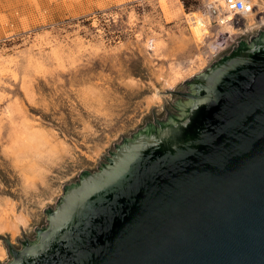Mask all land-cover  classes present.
<instances>
[{"label": "water", "instance_id": "water-1", "mask_svg": "<svg viewBox=\"0 0 264 264\" xmlns=\"http://www.w3.org/2000/svg\"><path fill=\"white\" fill-rule=\"evenodd\" d=\"M166 93L0 264H264V27Z\"/></svg>", "mask_w": 264, "mask_h": 264}, {"label": "rangeland", "instance_id": "rangeland-1", "mask_svg": "<svg viewBox=\"0 0 264 264\" xmlns=\"http://www.w3.org/2000/svg\"><path fill=\"white\" fill-rule=\"evenodd\" d=\"M199 1L185 7L181 0H0V39L6 38L0 43V202L9 201L8 218L12 212L28 218L17 234L0 233V262L7 259L2 239L18 245L21 230L29 237L61 185L93 169L151 106L160 114L171 98L166 91L264 27L247 19L251 26L234 34L201 16L206 28L196 30L189 18L198 16ZM28 131H46L68 148L34 190H26L13 158L24 151Z\"/></svg>", "mask_w": 264, "mask_h": 264}, {"label": "bare ground", "instance_id": "bare-ground-1", "mask_svg": "<svg viewBox=\"0 0 264 264\" xmlns=\"http://www.w3.org/2000/svg\"><path fill=\"white\" fill-rule=\"evenodd\" d=\"M252 1H260L262 7L264 8V0ZM198 16L189 18V22L194 29L196 28V30H203L204 28H206V24L202 18L203 16L199 14ZM247 19L253 21V19L250 17H246V20ZM261 19L264 20V17H262ZM250 26V23H247L245 25L246 28ZM220 27L230 28L227 25H221ZM25 128L28 130L27 127ZM45 133L41 131H28L27 135L21 141L23 143L21 144L25 148L24 151H14L13 158L14 160H16L17 168L19 169L18 171L23 178L22 180L24 182L26 190H34L37 188L38 184H45V177L46 173L49 171V164H53L56 159H59V157L61 156V151H68V148L64 146V143L53 142L50 139L51 135H49V138L47 137L48 135H45ZM5 205H9L8 200H5L3 203L0 202V233L7 232L11 235H15L19 232L20 228L27 226L28 218L23 214L13 212L8 218L4 213ZM3 254L4 250L0 245V258H2Z\"/></svg>", "mask_w": 264, "mask_h": 264}, {"label": "built area", "instance_id": "built-area-1", "mask_svg": "<svg viewBox=\"0 0 264 264\" xmlns=\"http://www.w3.org/2000/svg\"><path fill=\"white\" fill-rule=\"evenodd\" d=\"M197 12L208 21L209 26L217 28L227 25L235 31L234 34L242 32L246 17L252 18L257 26L264 25L261 23L264 9L254 4L252 0H200ZM5 39L1 38L0 43Z\"/></svg>", "mask_w": 264, "mask_h": 264}, {"label": "flooded vegetation", "instance_id": "flooded-vegetation-1", "mask_svg": "<svg viewBox=\"0 0 264 264\" xmlns=\"http://www.w3.org/2000/svg\"><path fill=\"white\" fill-rule=\"evenodd\" d=\"M187 90H189V86H188V88H187ZM179 108L180 107H176V109L178 110L176 113L177 114H180V110H179ZM167 111V114L169 115L168 117H167V120L166 121H164V122H167L168 120H169V118L170 117H177V114H172V111H169V110H166ZM157 122H161V121H159V120H157V118H155V123H157ZM164 122H161V123H164ZM156 126H157V124H156Z\"/></svg>", "mask_w": 264, "mask_h": 264}, {"label": "trees", "instance_id": "trees-1", "mask_svg": "<svg viewBox=\"0 0 264 264\" xmlns=\"http://www.w3.org/2000/svg\"><path fill=\"white\" fill-rule=\"evenodd\" d=\"M181 1H182L183 5H184L185 7H187L188 0H181Z\"/></svg>", "mask_w": 264, "mask_h": 264}]
</instances>
